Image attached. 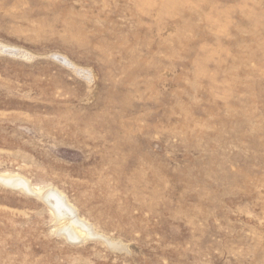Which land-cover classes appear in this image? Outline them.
<instances>
[{
  "label": "rangeland",
  "instance_id": "374dc122",
  "mask_svg": "<svg viewBox=\"0 0 264 264\" xmlns=\"http://www.w3.org/2000/svg\"><path fill=\"white\" fill-rule=\"evenodd\" d=\"M0 179V264H264V0H0Z\"/></svg>",
  "mask_w": 264,
  "mask_h": 264
},
{
  "label": "bare ground",
  "instance_id": "6f19581e",
  "mask_svg": "<svg viewBox=\"0 0 264 264\" xmlns=\"http://www.w3.org/2000/svg\"><path fill=\"white\" fill-rule=\"evenodd\" d=\"M2 179H4V182H6L8 184L14 182V181H11V179H7V178H2ZM18 184L19 185H22L23 182L19 181ZM45 198H46L47 203H50L51 207L53 208V210L55 211V213L57 214V216L63 214L62 211H64L67 208V206L64 205L65 203H64L63 199L59 195H57V194L51 193V195H49L48 197L46 196ZM65 234L70 239L73 238V237H75L74 238L75 240L82 236L81 234L78 233L77 230H74V228L72 229V231H66Z\"/></svg>",
  "mask_w": 264,
  "mask_h": 264
},
{
  "label": "water",
  "instance_id": "95a60500",
  "mask_svg": "<svg viewBox=\"0 0 264 264\" xmlns=\"http://www.w3.org/2000/svg\"><path fill=\"white\" fill-rule=\"evenodd\" d=\"M0 182H3V181H0ZM4 183V182H3ZM43 199L46 201V198L43 197Z\"/></svg>",
  "mask_w": 264,
  "mask_h": 264
}]
</instances>
